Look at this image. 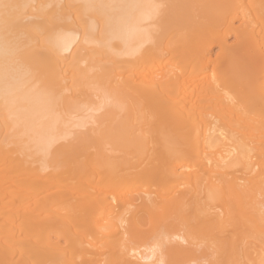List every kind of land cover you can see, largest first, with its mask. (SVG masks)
I'll return each mask as SVG.
<instances>
[{
  "label": "bare ground",
  "instance_id": "bare-ground-1",
  "mask_svg": "<svg viewBox=\"0 0 264 264\" xmlns=\"http://www.w3.org/2000/svg\"><path fill=\"white\" fill-rule=\"evenodd\" d=\"M0 264H264V0H0Z\"/></svg>",
  "mask_w": 264,
  "mask_h": 264
},
{
  "label": "rangeland",
  "instance_id": "rangeland-1",
  "mask_svg": "<svg viewBox=\"0 0 264 264\" xmlns=\"http://www.w3.org/2000/svg\"><path fill=\"white\" fill-rule=\"evenodd\" d=\"M230 40H233V38L231 37V38L229 39V41H230ZM217 49H218L217 46H214L213 49H212V52L214 53Z\"/></svg>",
  "mask_w": 264,
  "mask_h": 264
}]
</instances>
